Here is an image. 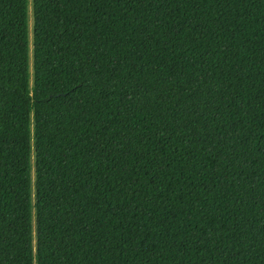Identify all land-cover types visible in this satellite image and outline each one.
I'll use <instances>...</instances> for the list:
<instances>
[{
	"label": "trees",
	"instance_id": "1",
	"mask_svg": "<svg viewBox=\"0 0 264 264\" xmlns=\"http://www.w3.org/2000/svg\"><path fill=\"white\" fill-rule=\"evenodd\" d=\"M0 264H264V0H0Z\"/></svg>",
	"mask_w": 264,
	"mask_h": 264
},
{
	"label": "rangeland",
	"instance_id": "2",
	"mask_svg": "<svg viewBox=\"0 0 264 264\" xmlns=\"http://www.w3.org/2000/svg\"><path fill=\"white\" fill-rule=\"evenodd\" d=\"M31 27H32V17L31 12L29 13V22H28V28H29V36L31 37Z\"/></svg>",
	"mask_w": 264,
	"mask_h": 264
}]
</instances>
